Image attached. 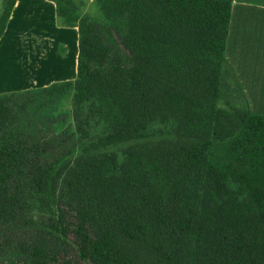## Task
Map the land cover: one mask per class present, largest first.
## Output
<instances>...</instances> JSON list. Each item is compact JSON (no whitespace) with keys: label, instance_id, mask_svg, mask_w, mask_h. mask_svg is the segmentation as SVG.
<instances>
[{"label":"trees","instance_id":"16d2710c","mask_svg":"<svg viewBox=\"0 0 264 264\" xmlns=\"http://www.w3.org/2000/svg\"><path fill=\"white\" fill-rule=\"evenodd\" d=\"M53 1L80 35L78 79L53 90L74 87L79 133L87 102L118 120L74 157L75 134L33 139L19 128L22 96L0 98V256L14 258L0 264H20L23 249L22 264H47L60 248L51 228L92 264H264V115L217 107L223 69L240 90L225 56L232 0H97L106 24ZM155 121L173 127L150 135ZM111 145L121 165L98 152Z\"/></svg>","mask_w":264,"mask_h":264},{"label":"crops","instance_id":"0c3cea01","mask_svg":"<svg viewBox=\"0 0 264 264\" xmlns=\"http://www.w3.org/2000/svg\"><path fill=\"white\" fill-rule=\"evenodd\" d=\"M88 16L94 0H71ZM4 0H0V16ZM79 29L53 0H16L0 36V98L78 79ZM225 56L255 114L264 115V0H232Z\"/></svg>","mask_w":264,"mask_h":264},{"label":"rangeland","instance_id":"374dc122","mask_svg":"<svg viewBox=\"0 0 264 264\" xmlns=\"http://www.w3.org/2000/svg\"><path fill=\"white\" fill-rule=\"evenodd\" d=\"M94 3V5L88 7L89 15L86 17H89L96 22L105 24L109 23L110 20L100 9L97 0H94ZM79 8L81 7H77V13L81 16ZM220 86V97L217 101V107H222L228 110L245 108H249L251 110L250 106L246 102V98L242 95L241 91L235 87L232 75L228 71L225 72L224 69L221 74ZM55 87L56 86L49 89L32 90L30 92L17 94L22 96V98H20V102H23L26 105L25 110H17L20 118L19 128H21L23 132H27L33 139L40 136L50 137L61 134L65 131L69 134H75V136L69 140L66 147L76 149L77 151L72 154V156L76 157L80 150L96 143L99 137L107 135L110 131V127L118 120V116L113 113L110 120H106L103 117L95 118L93 113L90 116L89 109H87L89 102H87L83 105L85 110L80 109V116H87L88 122L80 124L84 131L79 133L77 125L80 122L74 120L75 110L78 109V107L75 106L74 101V87H68L62 92L53 90ZM9 96L10 95H6L4 97ZM109 110L110 109L106 106L102 108L104 114L109 113ZM172 127L173 125L171 122L155 121L147 127L146 132L150 133V135L160 136V133L167 132L172 129ZM158 139L160 138H156L155 141ZM123 149V146L111 145L99 148L98 152L102 155L115 154L118 158V165H121L125 158L123 155ZM147 170L151 173L152 178H154L155 181L159 180L158 169L155 166H148ZM226 183L229 188L234 191L233 194H237L239 199H241L242 192L239 185L231 182V180H228ZM22 213L24 218L32 217L33 221L38 222L39 218H42V222H47V224L51 227L54 225L50 219L48 220L47 217H43L39 212ZM207 213H210L211 215L221 212H206L203 220L207 217ZM38 226H40V224H38L35 228H38ZM48 230L56 235V241L60 248L53 247V251L59 253L58 257L53 256L54 252L50 251L51 257L47 259V264H92L89 262H82L77 258L76 249L73 244H70V237L69 239H65L64 237L59 236L54 229L51 228ZM19 252L21 254L19 256V263L22 264V253H24V249ZM13 259V256H0V262L5 261L7 263Z\"/></svg>","mask_w":264,"mask_h":264}]
</instances>
